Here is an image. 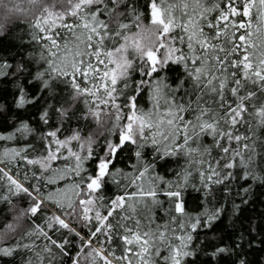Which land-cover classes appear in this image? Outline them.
Returning <instances> with one entry per match:
<instances>
[{"label": "snow or ice", "instance_id": "1", "mask_svg": "<svg viewBox=\"0 0 264 264\" xmlns=\"http://www.w3.org/2000/svg\"><path fill=\"white\" fill-rule=\"evenodd\" d=\"M108 2L119 8L125 0ZM92 5L105 7L87 12ZM60 7L64 11H53L55 6L46 9L44 22L38 19L32 25V40L42 46L37 63L43 62L34 79L40 81V92L47 91L49 97L56 93V82L70 83L74 95L70 94L67 103L84 98L87 116L97 120L106 112L114 118L110 134L115 139L107 140L100 151H94L96 142L90 140L73 150L72 142L81 141V137L74 134L70 139H59L61 129L57 127L39 137L45 154L37 158L22 155L28 147L4 150L6 160L0 162L12 164L19 158L39 166L38 173L31 174L34 183L28 187L3 167L0 181L7 182L8 196L22 195L30 202L23 216L30 219L39 212L43 224H34L14 246L0 247V256L30 253L22 264H62L65 256L71 264H153V257H160L164 264H198L202 249L194 239L200 231L211 232L217 225H224L226 232L231 229L227 233L230 243L215 247L208 240L214 250L205 252L208 258L201 264H221L229 255L241 257L245 246H253L254 229L245 234L236 221L242 206L249 203L253 185H264V175L260 174L264 168L257 170V157L264 153L257 152L260 137L256 134L257 129L264 128V0H215L211 7H206L204 0H144L142 7L156 37L149 47L123 34L130 27L140 29L143 25L144 17L135 8L130 13L131 24H113L117 11L108 9L105 0H60ZM104 12H108L109 23L98 19ZM120 13L119 20L125 15ZM212 13L216 15L209 19ZM65 15L76 17L78 22L60 25L66 39L58 43L57 38L47 35L56 27L55 20L47 28L44 24L52 17L63 20ZM253 17L258 25L255 28ZM121 37L124 43L115 51L101 50L105 41ZM128 49L135 53L134 59L125 58ZM8 67L11 65L0 64V76L7 75L4 69ZM176 67L182 75L171 86L165 82L166 75L160 74L175 71ZM20 71L25 70L21 67L17 69ZM133 71L144 79L133 82ZM80 78L91 87H81ZM16 87L15 107L32 105L39 111L40 122L49 124L52 105L45 96L30 97L19 82ZM146 90L152 105L147 112L136 104L137 97ZM121 97L123 104L117 103ZM89 98H94V106ZM101 105L105 110L100 109ZM124 108L130 114H125ZM55 111L61 119L69 115L65 107ZM239 125L248 126L251 135L236 134ZM34 131L27 122H21L0 140H14L19 135L26 141ZM205 135L213 139L211 148L200 145ZM191 143L197 147H191ZM260 144L264 147V141ZM129 145L135 149L133 168L138 175L134 177L115 168L119 154ZM149 152L152 162L145 159ZM178 155L188 158V166L176 173V180L165 181L155 175L154 161ZM56 161L65 166L53 168ZM88 162H94L91 171L85 167ZM193 172L198 184L190 183ZM24 179L29 177L25 175ZM121 179L128 181L123 185L125 192L128 187L137 191L106 200L102 194L106 183L120 186ZM160 184L165 187L160 188ZM189 188L200 193L203 201V211L195 216L185 207L184 195ZM49 205L53 208L51 214L43 215ZM156 209L166 217L163 224L156 222ZM6 232L14 233L11 225ZM49 232L59 234L60 239ZM4 237L5 232H0V240ZM41 238L45 242L37 245L35 241ZM25 239L31 242L24 243ZM221 239L215 237L216 241ZM117 240L123 251L120 257L108 251ZM73 247L77 248L75 255L70 254ZM233 264L247 262L238 259Z\"/></svg>", "mask_w": 264, "mask_h": 264}, {"label": "trees", "instance_id": "2", "mask_svg": "<svg viewBox=\"0 0 264 264\" xmlns=\"http://www.w3.org/2000/svg\"><path fill=\"white\" fill-rule=\"evenodd\" d=\"M22 1V0H16ZM215 0H204L206 7H211ZM144 0H125V3L120 5L119 8L112 3H109L108 0H105V4L108 9L115 10L117 13L112 17V23H132L133 17L130 15L133 8L137 12L143 15L142 23L143 25H148L150 20L147 18V12L142 7ZM105 5H92L89 9H86L87 12H95L98 8H104ZM124 13V16L120 17L121 13ZM216 15L212 13L209 17ZM98 19L106 23H109L110 17L108 12L98 15ZM238 21L240 18H236ZM244 20H248V17H244ZM78 20L76 17L68 15L61 23H71L75 24ZM35 22L29 20H20L14 19L12 21H7L3 24L4 28L0 33V64L11 65V67L5 68L4 71L7 75L0 76V136H7L15 131V129L20 125L21 122H27L30 128H33L35 131L33 134L29 135L27 140H23L17 135V138L14 140H0V160H6L3 156L4 150L6 149H21L28 147L29 151L27 153H22L26 155L29 159L37 158L44 153V150L41 148L42 141L40 136L46 134L49 131L55 130L57 127H60L61 132L58 134L59 139H70L74 134H78L81 137V141H73L71 147L73 150H79V145L82 141H85L88 137L96 139L94 144V151H100L103 144L107 140H114L115 136L110 134L112 124L114 123V118L110 115L103 114L98 120L93 119L90 116H87L88 105L83 103V99H77L70 104L67 103L68 99H71L70 94H73L70 83L61 84L56 82V93L54 96L49 97L47 91L40 92V81L35 80L34 76L37 71L42 70L41 64L43 62L37 63L39 59V54L42 51L41 44L32 40L33 33V24ZM253 27H257L256 18L252 19ZM61 25V24H60ZM57 25L55 28H52L47 35H52L57 38L58 43H62L66 39L64 35V29ZM113 25L110 23V28ZM48 26H46L47 28ZM137 26L130 27L126 32H123L125 35H130L131 33L137 30ZM39 32L38 29H36ZM207 31V29H205ZM244 30H241L243 32ZM57 34H59L57 36ZM240 33H238L239 35ZM40 35H45L40 33ZM123 42L122 37L115 41H105L104 49L108 51H114L116 47ZM130 59H134L133 54H129ZM93 62L94 58H93ZM139 63V62H137ZM23 67L25 71L17 72L18 68ZM46 67V65H44ZM31 73V75H29ZM160 75H166L165 82L171 86H175L178 83L180 76L182 75L180 68L176 67L175 71H169L166 74L161 73ZM133 82H138L144 77L138 75L135 71L131 72ZM31 81V83H29ZM24 85L31 95H44L47 99L48 104L52 105V108L49 109V124L45 125L39 120V111L36 107L32 105H26L25 108L20 109L16 108V100L18 96V89L16 87L17 83ZM81 84V87H91L87 81H84L83 78H80L78 81ZM123 82H118L117 87H120ZM29 97V98H30ZM93 100L94 98H89ZM117 103L123 104V97H121ZM137 107L147 112L151 109L152 105L149 100L148 91L146 90L137 97L136 100ZM65 107L69 110V115L66 119H61L59 113L55 110ZM101 110H105L103 105L100 106ZM125 114H130L126 108L123 109ZM236 134L241 135H251L248 126L239 125L237 129L234 130ZM257 136L260 137V141H264V128L257 129ZM95 135V136H93ZM260 141H257V152L264 153V147L261 146ZM213 139L211 136L205 135L200 141L202 147H212ZM191 147H197L195 143H191ZM134 147L129 145L124 151L119 154V158L115 161V168L121 169L124 173L130 174L131 176L138 175V172L133 168V165L136 164L134 157ZM212 155H216V149H212ZM195 156V154H194ZM145 159L152 162V156L149 153H146ZM187 157L178 155L177 157H169L163 161H154L155 163V175H158L165 181H174L177 179L176 173L181 169L187 167ZM68 164H71L72 161H68ZM65 164L62 161L53 162V168L64 167ZM0 167L5 168L9 171V174L13 176L14 179L19 180L25 187H28L30 184H33L34 181L31 179L32 172H37L39 170L38 165H28L25 161L17 160L12 164H6L0 162ZM90 171L94 167V162L86 163ZM261 168H264V155L257 157V170L260 171ZM191 170V169H190ZM264 175V172H260ZM27 175L29 179L25 180L24 177ZM64 182H61V185ZM128 181L121 179L120 186L113 183H106L103 189V195L106 200L114 199L116 196L125 195L126 192L130 195L133 192H136L135 187H128L126 192L123 185L127 184ZM190 183L198 184V177L195 172H193L192 177H190ZM249 183H252L249 181ZM164 184H160V188H164ZM218 196L223 197L224 193H217ZM0 196H8L7 193V182L0 181ZM159 199L163 200V196H159ZM136 199V198H134ZM145 199H150L145 197ZM184 202L186 211L190 215H198L203 211V201L201 199V194L189 188L184 195ZM29 201L27 198L21 196H8V199H0V232L8 226L10 223H13V215L15 213L19 214V229H14L12 235L0 243V247H12L14 246L23 233L27 230H30L34 224H43L42 214L38 212L35 217L30 219L23 216L24 208L29 206ZM236 203H240L237 199ZM230 208V205H229ZM53 210L52 206L49 205L47 209L44 210L43 215L51 214ZM140 209L137 208V213L139 214ZM156 222L163 224L166 220V217L160 212L159 209L155 210ZM231 223V221H229ZM236 224L240 227V231L247 234L250 230L252 232L253 246L251 248L245 246L243 249V255L237 257L235 255L226 256L221 264H233V261H238V259H244L247 264H264V185H253V191L249 198V203L242 206L239 219L236 221ZM77 227V230L80 231V228L77 225H72ZM47 230V229H46ZM163 230V229H161ZM87 230L81 232L82 235L85 234ZM231 229L225 230L224 225H217L216 228L211 232L200 231L199 236L194 239V244L200 247L202 250L199 254L198 264L207 260V255L205 252H212L214 246L218 247L224 244L230 243L228 234ZM49 235H52L54 239L59 240V234L53 235L52 232H49ZM222 236L223 239L216 241L215 237ZM100 240L103 241L104 238L100 237ZM212 240L213 245H208L207 241ZM24 243L31 242L28 239L23 241ZM43 238L36 240L35 243L40 245L44 243ZM105 248L108 249V245L105 244ZM54 251H56L54 249ZM77 248L73 247L70 254L75 255ZM108 251L115 252L117 257L123 255L122 246L117 240L111 245V248ZM58 254V253H57ZM108 253L105 252V255ZM30 253H14L12 256H0V264H22V259H27ZM162 255H167V252H162ZM62 264H71V261L67 256L63 257ZM113 264H117L116 261H113ZM153 264H164L163 260L160 257H153Z\"/></svg>", "mask_w": 264, "mask_h": 264}, {"label": "rangeland", "instance_id": "3", "mask_svg": "<svg viewBox=\"0 0 264 264\" xmlns=\"http://www.w3.org/2000/svg\"><path fill=\"white\" fill-rule=\"evenodd\" d=\"M54 6L56 8L53 9V11H57V12L64 11V9L60 7V0H22V1L0 0V33L2 29L4 28L3 24L7 21L9 22L14 19H20V20L25 19V20H29L33 22L39 19L43 23L44 19H46V17H42L45 10L46 9L52 10ZM67 16L68 15H65L64 19ZM52 20H55L56 26L62 24L61 22L63 21V20H60L59 18L52 17L51 19H48V23L44 24V26L45 27L48 26V24H50ZM127 36L136 37V39L144 47H149L151 44H153L156 38L154 29H152L149 25H142L140 29L138 27L135 32ZM122 43H124V41ZM129 43H131V41H129ZM130 53L133 54V56H135V53L131 49H128V51L125 53V58L130 59L129 58ZM157 55L159 56V53H157ZM113 59H115V57H113ZM114 66L115 65H110L109 67L111 68ZM87 140H90L94 143L96 142V139H93L91 137H88L87 139H85V141ZM12 217H13L14 222L10 223L9 225L12 226L13 230L15 228L19 229V218H18L19 214L15 213ZM8 226H6L1 231V232H5V237L3 240H0V243H2V241L8 239L12 235V233L6 232V229L8 228Z\"/></svg>", "mask_w": 264, "mask_h": 264}]
</instances>
